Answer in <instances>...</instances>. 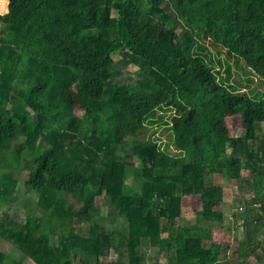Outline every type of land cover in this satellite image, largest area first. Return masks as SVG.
Here are the masks:
<instances>
[{
	"label": "trees",
	"instance_id": "trees-1",
	"mask_svg": "<svg viewBox=\"0 0 264 264\" xmlns=\"http://www.w3.org/2000/svg\"><path fill=\"white\" fill-rule=\"evenodd\" d=\"M172 1L0 0V213L22 185L34 207L23 195L15 212H41L0 214L22 254L0 248V264H161L147 245L167 264H264V171L242 175V154L264 161L248 144L264 122V0H176L177 15ZM118 55L137 89L113 82ZM217 175L237 180L231 207L253 193L235 208L247 231L234 258L214 238L233 217ZM189 195L208 227L180 222ZM101 196L126 223L101 214Z\"/></svg>",
	"mask_w": 264,
	"mask_h": 264
},
{
	"label": "rangeland",
	"instance_id": "rangeland-1",
	"mask_svg": "<svg viewBox=\"0 0 264 264\" xmlns=\"http://www.w3.org/2000/svg\"><path fill=\"white\" fill-rule=\"evenodd\" d=\"M170 9L177 15V14H181L182 12V8L177 5L176 0H173L170 6ZM2 11V9L0 10V12ZM169 11V10H168ZM168 14H170V12H167ZM169 16V15H168ZM3 36V27H0V38ZM221 58L225 59L227 58V55L225 52H223L222 55H220ZM122 58V55H118L116 56V64L114 65V70L117 71V76L113 79V82L115 84H127L129 85L131 90H135L138 88V83H137V79H138V75H137V69L138 66L133 63L130 59L128 58ZM228 61L231 64H235V59L232 58H228ZM243 63V62H242ZM245 85V84H244ZM247 86V84L245 85ZM259 95L262 97L264 96V92L260 91ZM78 114H81L80 110H77ZM227 122L231 131V134L233 136H237L238 134H240V129L242 126V120L239 116H234V117H230L227 118ZM257 131H258V136L255 140H249L248 144L249 146L254 149L255 151H258L264 154V122H260L257 123ZM240 136V135H239ZM243 141V138H242ZM244 159H245V165H244V169L242 170V175L243 176H250L252 173H257L259 172L258 170L262 169V171H264V161L263 163H259V162H254L255 164L253 165V159L249 158L248 156H246L245 154H242ZM249 160V161H247ZM135 159L134 158H130L129 162H134ZM215 180L224 184L225 185V190H224V203L226 204V216L229 218V216H233L230 219V222L227 224L228 226H230V231H226V230H216L214 231V238L218 241H223V243L225 244H229L230 247L229 248H223L226 251V257H230V258H234L237 256L236 254V249L238 247V243L239 240H242L244 238H246V233L245 231H247V229L245 228V225H243V221L245 219V215H243L245 213V211L247 210L246 208H248L250 206V202L249 200L251 199L250 197L253 196V193L249 190V188H247V184H244L246 187L245 189L242 190V192H245L247 196V198L245 200H237L236 204L231 205L232 201H234L236 199L235 197V188L237 187V180H232L231 183L228 180L223 179L220 175L215 176ZM21 192H18L14 195V197L12 198L14 204H18L22 198V196L24 195V197H30L33 199V201L31 202V207H34V196L36 195L34 192H30L29 190V196L26 195V193L28 192L27 189L24 188V186L22 185L20 188ZM193 197L192 195L186 196L184 198V202L182 204V218L180 219V222L184 223V224H197V225H201L203 227H208L209 226V222L207 221H203L200 220L197 215H196V210L199 209L201 207V202L198 199H194L192 200ZM97 203L99 205H101V214L105 215V216H116V222L118 224H124L126 223V221L124 220V218L122 216H119L118 211L116 209H114L111 205L107 204L105 201L104 196H101ZM13 205L12 207H3L1 209V217H16L18 215V218L21 217V219H24L25 216H28V214L30 215H41L40 211L34 210L31 211L28 206L26 204H22V210L20 212H15V208L16 206ZM238 205V206H237ZM240 206L244 207L243 211H239L237 213V211H235L236 209H240ZM254 207V206H251ZM225 208V207H224ZM258 208V207H257ZM243 212L241 215L240 213ZM256 212H259V210L257 209ZM253 214V213H252ZM251 213L248 214L249 217L250 215H252ZM14 215V216H13ZM95 220L99 221V223H101L103 226L105 225H109L111 224V222L108 220H101L99 217H95ZM94 220V221H95ZM92 223V221H91ZM89 222L83 221V220H77L75 221L74 225L75 227H78L80 229V231L82 233H87L90 224ZM176 225V224H175ZM253 226H255L256 224H252ZM93 230L98 231L100 229V225L92 227ZM166 234V233H165ZM168 234V233H167ZM0 248L2 250H4L5 252L10 254L11 258H21L22 254L21 251L18 250L14 245H12L11 243L3 240L0 238ZM145 251H146V255H147V262H151L153 260L158 259L161 264H167L168 261V255L165 252H161V254L158 257H152L153 256V248L151 249L148 245L144 247ZM258 253H261V250H258ZM257 255V254H256ZM256 255H252L249 256L248 261L246 262V264H253L256 262L257 257ZM155 256V255H154ZM80 258L85 261H88V256L87 253L84 251L80 252ZM264 260V258H263ZM23 263L24 264H36L32 261L31 258H25L23 259Z\"/></svg>",
	"mask_w": 264,
	"mask_h": 264
}]
</instances>
